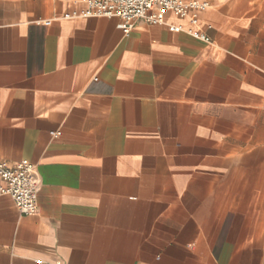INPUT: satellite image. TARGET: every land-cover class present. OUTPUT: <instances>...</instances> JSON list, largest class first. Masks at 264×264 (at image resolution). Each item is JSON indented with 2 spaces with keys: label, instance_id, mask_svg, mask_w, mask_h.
I'll return each mask as SVG.
<instances>
[{
  "label": "crops",
  "instance_id": "1",
  "mask_svg": "<svg viewBox=\"0 0 264 264\" xmlns=\"http://www.w3.org/2000/svg\"><path fill=\"white\" fill-rule=\"evenodd\" d=\"M210 1L126 34L0 0V158L41 182L0 192V264H264V0Z\"/></svg>",
  "mask_w": 264,
  "mask_h": 264
},
{
  "label": "built area",
  "instance_id": "2",
  "mask_svg": "<svg viewBox=\"0 0 264 264\" xmlns=\"http://www.w3.org/2000/svg\"><path fill=\"white\" fill-rule=\"evenodd\" d=\"M86 6L81 10L82 16H105L119 18L118 26L126 34L138 21L152 24H166L171 30H180L179 24L168 22L166 14L188 17L196 21L199 13L212 4L210 0H82ZM195 34L206 42L211 38L203 31ZM58 132H54L56 134ZM0 192L13 197L22 213H36L38 210V192L40 179L36 165L27 159L11 163L0 158Z\"/></svg>",
  "mask_w": 264,
  "mask_h": 264
}]
</instances>
